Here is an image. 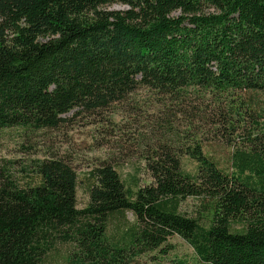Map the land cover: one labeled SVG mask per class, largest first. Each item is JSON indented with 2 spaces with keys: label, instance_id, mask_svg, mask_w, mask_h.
<instances>
[{
  "label": "trees",
  "instance_id": "obj_1",
  "mask_svg": "<svg viewBox=\"0 0 264 264\" xmlns=\"http://www.w3.org/2000/svg\"><path fill=\"white\" fill-rule=\"evenodd\" d=\"M140 87L171 105L166 124L180 113L187 131L205 119L226 132L227 166L175 133L144 151L149 182L102 161L77 208L65 156L31 158L21 175L6 160L0 264H135L166 254L172 236L195 264H264V0H0V130L54 129Z\"/></svg>",
  "mask_w": 264,
  "mask_h": 264
},
{
  "label": "rangeland",
  "instance_id": "obj_2",
  "mask_svg": "<svg viewBox=\"0 0 264 264\" xmlns=\"http://www.w3.org/2000/svg\"><path fill=\"white\" fill-rule=\"evenodd\" d=\"M107 9L120 10L121 4H111ZM177 14V13H176ZM160 100V99H159ZM149 89L138 88L124 101L99 110L94 114L75 110L63 115L65 120L54 129H45L31 136H25L18 128L0 130V163L16 159L15 169L21 175L31 158L42 157L45 153H57L65 156L74 167L78 176L76 191L77 208H83L88 202V193L83 182L86 174L102 161H109L130 184L136 178L139 184L150 181L143 167V153L156 146L162 139H169L175 133L196 134L200 138L203 151L223 167L227 166L232 146L226 142V132L212 131L205 119L197 126H203L201 132L187 131L186 116L180 113L171 117L169 103L159 102ZM193 132V133H192ZM186 171L194 172L195 164L189 158H181ZM23 164V165H22ZM135 177L133 180L132 178ZM194 206L192 199L183 201L180 207L189 211ZM127 218L132 220L130 213ZM168 243L173 248L164 255L153 253L155 260L141 257L135 264H195V255L191 247L178 236H172ZM62 253V252H61ZM57 264H63L61 258Z\"/></svg>",
  "mask_w": 264,
  "mask_h": 264
}]
</instances>
